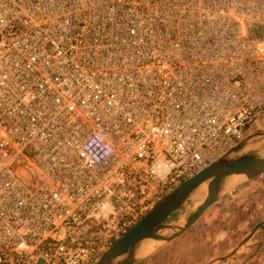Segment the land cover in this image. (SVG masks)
<instances>
[{"label":"built area","instance_id":"obj_1","mask_svg":"<svg viewBox=\"0 0 264 264\" xmlns=\"http://www.w3.org/2000/svg\"><path fill=\"white\" fill-rule=\"evenodd\" d=\"M263 114L264 0H0V264H97Z\"/></svg>","mask_w":264,"mask_h":264},{"label":"water","instance_id":"obj_2","mask_svg":"<svg viewBox=\"0 0 264 264\" xmlns=\"http://www.w3.org/2000/svg\"><path fill=\"white\" fill-rule=\"evenodd\" d=\"M258 135H252L233 146L226 154L194 177L186 180L165 196L139 223L119 239L101 257L97 264H135L150 255L155 242H170L192 227L214 203L226 196L242 183L264 174V129L259 141L252 143ZM201 191L199 197L195 194ZM194 204L192 212L178 223H168L176 210ZM257 224L251 233L263 224ZM246 242V239L241 243ZM148 243L152 250L140 255L142 244ZM236 248L220 255L208 264L223 261Z\"/></svg>","mask_w":264,"mask_h":264},{"label":"rangeland","instance_id":"obj_3","mask_svg":"<svg viewBox=\"0 0 264 264\" xmlns=\"http://www.w3.org/2000/svg\"><path fill=\"white\" fill-rule=\"evenodd\" d=\"M263 129L264 114L257 123L249 129L246 138L252 135H258L252 140V143H257ZM220 203L222 202L217 201L209 207L203 216L178 238L165 243L155 242V250L144 259H141L137 264H208L210 261L215 260L220 255L229 251L237 243L245 240L246 238H244V236L248 233L247 229L250 227V223L244 230L239 229L235 231V233L233 232L232 238H230V232L229 235H227L228 237H219L216 235L212 238V225L210 224L211 227H209L202 224L212 221V223H214V230L218 227V221L211 217L214 212L213 209L220 205ZM193 207L194 204L192 203L176 210L170 216L171 218L168 219V223H178L182 221L192 212ZM242 217L243 221L244 215ZM236 248H240V246L238 245ZM228 259L230 258L228 257L216 264H234L232 261L227 263Z\"/></svg>","mask_w":264,"mask_h":264},{"label":"crops","instance_id":"obj_4","mask_svg":"<svg viewBox=\"0 0 264 264\" xmlns=\"http://www.w3.org/2000/svg\"><path fill=\"white\" fill-rule=\"evenodd\" d=\"M218 202L222 203L216 206L215 210L213 209L214 212L212 211L211 217L218 221V227L214 230L212 221L202 223L209 227H211L210 224L212 225V238L216 235L228 237L229 232L232 238L233 231L244 230L248 224L243 223L242 218H240L243 215L248 217L247 220H252L247 231H253L257 224L264 221V175H259L242 183ZM243 241L237 243L230 250L240 246ZM242 245V248H236L234 255L231 254L233 255L231 258V255L229 256L230 259L227 260V263L232 261L234 264H264V223L254 233H250Z\"/></svg>","mask_w":264,"mask_h":264},{"label":"bare ground","instance_id":"obj_5","mask_svg":"<svg viewBox=\"0 0 264 264\" xmlns=\"http://www.w3.org/2000/svg\"><path fill=\"white\" fill-rule=\"evenodd\" d=\"M200 194H201V191L198 190L196 192L195 196L199 197ZM151 250H152V247L150 244H148V243L142 244L140 255L145 256V255L149 254L151 252Z\"/></svg>","mask_w":264,"mask_h":264},{"label":"flooded vegetation","instance_id":"obj_6","mask_svg":"<svg viewBox=\"0 0 264 264\" xmlns=\"http://www.w3.org/2000/svg\"><path fill=\"white\" fill-rule=\"evenodd\" d=\"M240 218H243V217L241 216ZM240 218H239V219H240ZM245 218H248V217H246V215H244L243 223H245V224L252 223V220H249V219L247 220V219H245ZM237 224H238V223H237ZM233 232L235 233V231H233ZM251 232H252V230H251V231H248V233L244 236V238H247L248 235H249ZM232 234H233V233H232ZM230 238H231V237H230ZM244 238H243V239H244ZM244 245H245V244H244ZM240 246H241V245H240ZM242 247H243V245H242L240 248H242ZM240 248H239V249H240ZM234 253H235V252H234ZM233 255H234V254H233ZM233 255H231L230 258H231Z\"/></svg>","mask_w":264,"mask_h":264}]
</instances>
